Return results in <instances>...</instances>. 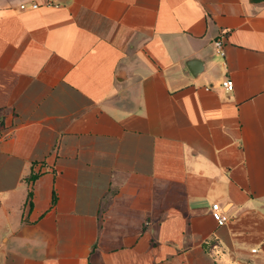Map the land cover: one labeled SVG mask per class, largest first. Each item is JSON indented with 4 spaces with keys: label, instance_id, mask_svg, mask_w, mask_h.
<instances>
[{
    "label": "crops",
    "instance_id": "1",
    "mask_svg": "<svg viewBox=\"0 0 264 264\" xmlns=\"http://www.w3.org/2000/svg\"><path fill=\"white\" fill-rule=\"evenodd\" d=\"M0 264H264V0H0Z\"/></svg>",
    "mask_w": 264,
    "mask_h": 264
},
{
    "label": "built area",
    "instance_id": "2",
    "mask_svg": "<svg viewBox=\"0 0 264 264\" xmlns=\"http://www.w3.org/2000/svg\"><path fill=\"white\" fill-rule=\"evenodd\" d=\"M38 4H32L31 7H37ZM22 9H26L28 8L27 4H21L20 6ZM225 34H221L215 41H214V45L216 48V51L218 52V54H220L222 57H225L226 55V50H225ZM234 81L231 78H227L224 82H223V87L228 90L231 91L234 89ZM212 216L213 218L216 220V222L218 223V225H224L227 223V221L229 220V216L226 214V212L223 211L222 206L220 205V203L215 202L212 205ZM257 249H254L253 251H256Z\"/></svg>",
    "mask_w": 264,
    "mask_h": 264
}]
</instances>
